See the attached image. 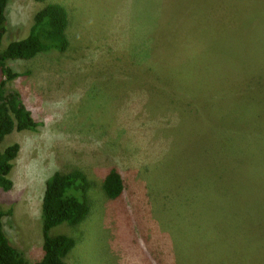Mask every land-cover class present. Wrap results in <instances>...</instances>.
I'll use <instances>...</instances> for the list:
<instances>
[{"label":"rangeland","instance_id":"374dc122","mask_svg":"<svg viewBox=\"0 0 264 264\" xmlns=\"http://www.w3.org/2000/svg\"><path fill=\"white\" fill-rule=\"evenodd\" d=\"M47 3L69 46L8 61L39 125L0 141L19 144L0 209L25 264L44 254L45 180L73 169L89 212L49 231L75 240L65 264H264V0H10L0 49Z\"/></svg>","mask_w":264,"mask_h":264},{"label":"trees","instance_id":"16d2710c","mask_svg":"<svg viewBox=\"0 0 264 264\" xmlns=\"http://www.w3.org/2000/svg\"><path fill=\"white\" fill-rule=\"evenodd\" d=\"M10 0H0V45L6 32V8ZM43 1V0H36ZM68 14L58 3H47L33 16L28 34L15 39L0 49V141L14 130H35L39 125L29 109L22 103L20 95L6 87V83L18 73L7 65L9 60H30L37 54L57 50L65 51L69 46L66 35ZM263 129V128H262ZM258 129L259 134L264 131ZM19 151V144L12 143L0 151V188L8 191L13 182L9 177L12 162ZM104 193L120 202L125 183L120 171L111 166L102 180ZM41 203L43 257L35 264H65L63 258L75 244L73 237L66 234L50 235L52 227L61 223L75 226L89 212L87 192L90 181L81 169L67 173L53 172L46 180ZM119 204V203H118ZM0 209V264H25L22 254L9 242L2 229Z\"/></svg>","mask_w":264,"mask_h":264}]
</instances>
